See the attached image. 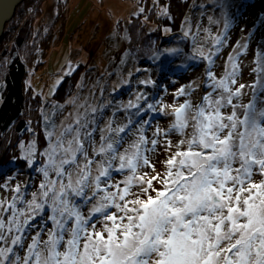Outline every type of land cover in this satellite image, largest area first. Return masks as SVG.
<instances>
[{
	"label": "snow or ice",
	"instance_id": "6c2138e0",
	"mask_svg": "<svg viewBox=\"0 0 264 264\" xmlns=\"http://www.w3.org/2000/svg\"><path fill=\"white\" fill-rule=\"evenodd\" d=\"M205 58L212 63L210 56ZM232 69L222 79L209 71L212 92L198 105L187 99L173 107V124L164 132L158 127L151 140L144 127L135 133H130L128 125L114 130L109 127V133L114 131L117 138L102 136L94 157L88 159L79 130L65 128L45 153L48 159L39 169L44 177L39 191L26 201L17 186L14 191L18 195L8 204L10 217L5 221L0 216V264H13L9 254H14L16 245L24 247L22 233L25 226H31L29 218L46 208L55 227L47 240L37 235L31 241L23 264H264V180H254L257 172L264 176V111L257 114L249 105L243 119L235 110L224 114L222 109L237 107L232 101L241 95L239 89L231 88L236 83L235 63ZM185 94V89L179 90V95ZM148 107L153 109L154 105ZM77 125L79 128V120ZM189 128L190 138L180 141L175 155L166 161L165 175L147 177L143 169L155 172L148 153H154L161 143L169 148L173 143L156 137L173 133L187 136ZM73 132L75 138L66 141ZM130 135L135 139L129 144ZM80 157L86 161L83 168L78 167ZM200 161L205 163L198 168ZM28 163L33 161L28 159ZM93 164L97 169L94 176ZM73 168H77L75 180ZM114 168L127 173L122 188L112 185L117 191L109 187ZM156 180L163 184L162 189H154ZM89 184L95 187L93 199L103 193L100 207L91 210L105 218L100 231L93 227L89 232L93 216H85L73 200L85 197ZM136 187L141 190L134 191ZM150 189L153 193L145 196ZM194 197L202 199L201 206L185 215L177 227V211ZM18 202L26 211L17 208ZM112 208L117 211L109 214ZM160 209L164 218L154 220ZM151 224L155 226L150 230ZM197 226L203 227L202 234L196 231ZM15 264H21L19 255H15Z\"/></svg>",
	"mask_w": 264,
	"mask_h": 264
},
{
	"label": "rangeland",
	"instance_id": "374dc122",
	"mask_svg": "<svg viewBox=\"0 0 264 264\" xmlns=\"http://www.w3.org/2000/svg\"><path fill=\"white\" fill-rule=\"evenodd\" d=\"M152 1L157 4L159 0ZM147 3L148 0H42L31 7L27 6L26 15L31 18L32 35L38 36H35L32 45H25L17 51L28 65L27 89L34 95H41L40 111L45 121L43 128L47 143L42 147L36 137L30 141L23 139L22 158L27 161L31 159L33 163H28L26 169L14 165L0 172V201H3L0 216L5 221L12 211L8 209V204L13 196L18 195L14 191L17 186L21 188L26 201H31V194L39 191V185L44 182L39 169L47 164L48 159L45 153L67 127L79 130L88 159L94 157L102 143V136L111 135L113 140L117 138L114 131L109 133V127L114 130L128 125L130 133L144 127L145 135L151 140L158 127L164 132L173 124V107L187 99L194 106L198 105L203 96L212 92V81L207 75L209 71L216 79H222L233 71V63L237 65L233 77L236 83L231 88L233 91L239 89L241 95L233 98L232 103L237 107L222 109L224 114H231L235 110L243 119L249 105L256 112L264 108V0H194L184 24L186 35L179 33L169 37L164 41L166 52L162 53L165 56L170 46L178 44L185 53L191 51L192 55L183 62L174 61L166 55L167 62L172 60L168 68L159 57L150 66L139 63L129 49L127 34L122 30L123 23L130 24L135 15L143 13ZM14 28L13 24L5 44L8 55L14 39L24 31ZM199 49H204L206 55H196ZM4 54L0 60L1 77L6 73L7 59L10 57ZM209 56L211 64L205 58ZM76 71L83 78L74 94L66 101L59 102L55 98L59 87L67 76ZM180 89H185L184 96L179 95ZM215 95L219 96V92ZM149 104L154 108L149 109ZM165 112L169 114L165 115ZM240 131H243L242 127ZM48 133L53 135L49 137ZM87 134L91 135V140ZM190 136L191 128L187 129V136L178 133L157 136L160 141L171 140L173 143L170 148L161 143L154 153H148L153 157L155 172L152 168H145L143 173L147 177L164 176L166 161L175 155L180 141ZM74 138L75 132L66 137V141ZM134 139L135 136L130 135L128 143ZM127 147L128 144H125L124 148ZM96 159L99 160V157ZM85 162L80 157L78 167L83 168ZM76 171L77 168H73V180L76 179ZM92 174H97L96 164L92 165ZM126 175L114 168L113 179L109 181L110 190L117 191L112 187L116 184L122 188ZM51 178L56 177L53 174ZM254 180L259 182L264 180V176L257 172ZM153 185L156 190L163 188L158 180L153 181ZM154 189L144 195L152 194ZM90 190H86V197H81L82 201L77 204L85 216H93L89 232L93 227L100 231L105 227V218L102 214L91 213L90 209L100 202L103 193L93 199L88 196L92 192ZM133 190L139 192L141 189L136 187ZM73 200L75 202L74 197ZM17 208L26 211L25 205L19 202ZM116 211L112 208L109 214ZM50 215V210L46 208L44 212L29 218L31 226H25L22 233L24 247L16 245L14 254H9L13 264L15 255L20 256L23 264L28 246L37 235L42 240L48 239L55 227L49 219ZM107 224L110 226L111 222Z\"/></svg>",
	"mask_w": 264,
	"mask_h": 264
},
{
	"label": "trees",
	"instance_id": "16d2710c",
	"mask_svg": "<svg viewBox=\"0 0 264 264\" xmlns=\"http://www.w3.org/2000/svg\"><path fill=\"white\" fill-rule=\"evenodd\" d=\"M41 1L23 0L17 7L12 20L6 24L4 34L0 38L1 60L5 56L4 53L8 55L5 44L9 39L13 24L15 28L24 30L14 39V44L9 51L10 57L7 59L6 73L2 77L0 75V172L14 165L26 169L28 161L22 158L21 144L25 142L23 139L30 141L35 140L36 137L42 147L47 143L43 128L45 121L40 111L41 95H34L27 89L28 65L17 51L18 48L23 49L25 45H32L35 42V36H38V34L32 35L31 18H27L26 12L27 6L31 7ZM193 4L194 0H159L157 4L148 0L143 13L135 15L130 24L123 23L122 30L124 34H127L129 49L133 51L139 63L150 66L159 57L165 61L168 68L172 60L167 62L166 55L168 54L162 56L167 47L164 41L169 40L175 34L186 35L183 31L184 24ZM165 9L167 14H164ZM82 78L79 71L67 76L55 98L59 102L66 101L74 94ZM92 193L93 191L88 196H92ZM74 199L76 203L82 201L81 197H74Z\"/></svg>",
	"mask_w": 264,
	"mask_h": 264
},
{
	"label": "clouds",
	"instance_id": "9594fccd",
	"mask_svg": "<svg viewBox=\"0 0 264 264\" xmlns=\"http://www.w3.org/2000/svg\"><path fill=\"white\" fill-rule=\"evenodd\" d=\"M167 54L169 55V57L174 60V61H179V62H183L184 60H186L190 55H192L191 51H189L188 53H185L181 47L178 44H173L172 46H170V48L167 50ZM196 55L199 56H205L206 55V51L204 49H199L196 53ZM178 66V65H177ZM264 111V108H261L259 110V112ZM257 112V114L259 113ZM205 163V161H200L197 164V167H201L203 164ZM88 189H91L93 192L95 190V187L93 184H89L88 185ZM202 204V199L200 197H194L192 198L185 207L179 209L176 213V226L179 227L181 224H183V220L185 215H191L193 213L196 212L197 208L199 206H201ZM100 207V202H97L95 204L92 205L90 211L92 209L98 208ZM165 216V214L163 213V209H160L156 212V216L153 218L155 219H163ZM155 225L151 224L148 225L149 229L151 230V228H153ZM185 227L187 228L188 226L185 225ZM196 231L200 234L203 233L204 229L202 226H197Z\"/></svg>",
	"mask_w": 264,
	"mask_h": 264
},
{
	"label": "water",
	"instance_id": "95a60500",
	"mask_svg": "<svg viewBox=\"0 0 264 264\" xmlns=\"http://www.w3.org/2000/svg\"><path fill=\"white\" fill-rule=\"evenodd\" d=\"M23 0H0V38L3 35L6 24L14 17L17 7Z\"/></svg>",
	"mask_w": 264,
	"mask_h": 264
},
{
	"label": "bare ground",
	"instance_id": "6f19581e",
	"mask_svg": "<svg viewBox=\"0 0 264 264\" xmlns=\"http://www.w3.org/2000/svg\"><path fill=\"white\" fill-rule=\"evenodd\" d=\"M3 34H4V32H3ZM3 36V35H2Z\"/></svg>",
	"mask_w": 264,
	"mask_h": 264
}]
</instances>
